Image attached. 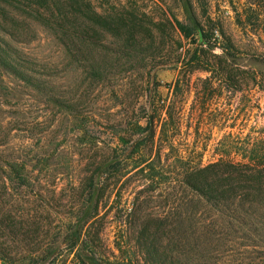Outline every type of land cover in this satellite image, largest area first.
Here are the masks:
<instances>
[{"label":"rangeland","instance_id":"374dc122","mask_svg":"<svg viewBox=\"0 0 264 264\" xmlns=\"http://www.w3.org/2000/svg\"><path fill=\"white\" fill-rule=\"evenodd\" d=\"M185 1L91 0L94 11L109 20L149 19L144 21H151L155 54L145 64L139 63L138 51L127 59L119 34L93 18L101 41L97 46L89 41V94L75 110L78 114L58 109L0 65V150L15 152L29 167L42 157L31 174L41 180L42 191L49 195L54 190L61 226L83 217L90 178L96 175L97 225L106 244L99 253L112 259L128 256L121 264L145 261L129 234L135 220L130 212L137 210L136 226L154 227L156 217H170L169 195L186 192L174 188L185 168L221 159L247 162L253 151L264 152V0H189L198 20L216 37L194 61V37L181 35L180 46L169 45L175 33L169 21L188 23ZM32 27L35 35L19 43L27 61L56 60L52 35L36 23ZM138 35L143 39L145 33ZM93 55L102 62L98 78L92 74ZM50 67L39 68V75L54 73L61 93L84 80L76 71ZM149 120L156 129L152 143L145 146L147 140L134 150L136 141L149 139L144 129ZM145 159L153 160L154 170L142 164ZM101 163L108 172H98ZM85 241L89 245V237Z\"/></svg>","mask_w":264,"mask_h":264},{"label":"trees","instance_id":"16d2710c","mask_svg":"<svg viewBox=\"0 0 264 264\" xmlns=\"http://www.w3.org/2000/svg\"><path fill=\"white\" fill-rule=\"evenodd\" d=\"M184 7L188 23L178 19L169 21L179 35L176 37L178 43H174L175 33H172L173 41L170 40L169 45L180 46L181 35L187 39L194 37L193 43L197 47L190 59L194 61L203 46L211 45L216 37L209 34L198 20L189 0L185 1ZM93 18L101 26L119 34L127 59H132V52L138 51L139 63L147 62L148 55L153 52L151 21L149 25L144 21L149 19L109 20L94 11L91 0H0V65L58 109L65 108L78 114L75 110L84 104L83 98L89 94V41L96 46L101 41L100 33L92 28ZM33 23L52 35L55 41L59 55L48 64H45L47 61L40 64L28 62L19 47L20 42L35 35ZM141 31L145 33L143 39L138 35ZM92 58L95 65L92 74L95 78L101 77L102 62L94 55ZM107 58L106 63H111L112 57ZM47 66L76 71L84 80L76 86L69 85L67 91L61 93L54 73L39 75V68ZM144 129L148 130L149 139L136 141L134 150L147 140L151 139L145 146L152 143L156 132L153 122L149 120ZM10 155L11 159H8ZM10 155L0 150L2 264H121L128 258L113 255L115 259H112L99 253L106 244L101 239L102 227L97 225L96 175L90 178L88 197L81 210L83 217L61 226L56 220L54 190L49 195L42 191L39 188L42 187L41 180L31 174V169L42 165V157L29 167L27 161L16 157L15 152ZM156 155L160 157V151ZM152 161L145 159L142 164L146 163L154 170ZM104 166L99 164L98 172H108L109 168ZM178 187L184 188L185 194L174 191L169 195L172 200L170 217H156V226L148 223L136 226L134 215L137 210L130 212L135 220L129 227V234L142 254L144 264H264L263 151H253L247 162L221 159L203 167L188 166L182 179L174 185L175 189ZM45 190L49 189L45 187ZM88 206L91 210L87 213ZM88 237L89 245L85 241ZM121 245L116 243L124 250ZM76 250L79 253L70 259Z\"/></svg>","mask_w":264,"mask_h":264}]
</instances>
